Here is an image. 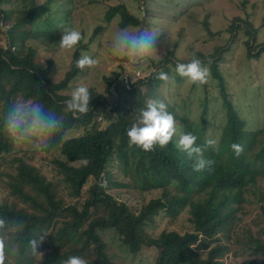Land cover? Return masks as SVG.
Wrapping results in <instances>:
<instances>
[{
	"label": "trees",
	"instance_id": "16d2710c",
	"mask_svg": "<svg viewBox=\"0 0 264 264\" xmlns=\"http://www.w3.org/2000/svg\"><path fill=\"white\" fill-rule=\"evenodd\" d=\"M3 1L0 0V3ZM21 12L16 20L9 21L6 10L0 9V19L4 20L2 26L7 25L2 30L5 31L7 45L0 44V154L10 153L15 145L4 127V118L14 102L21 99L41 103L46 111L62 119L60 131L51 139V148L45 151H58L53 162L61 180L67 185L69 196L75 202L63 204L58 198V185L48 182L23 159H17L15 172L5 173L8 177L5 182L7 198L0 202V217L10 222L9 234L15 246L14 251L7 253L6 264H64L70 256H81L87 264H115L102 238L105 231L115 232L123 245L134 254L143 246L155 247L158 253L153 264H222L220 256L229 252L231 247L221 244L213 236L232 228L228 224L236 218V212L244 201L246 187L254 185L257 177L264 174V139L261 136L264 129L247 131L243 128V122L228 98L225 81L217 64L219 59H212L210 55L199 58L204 66L209 64L211 75L217 80L225 122L217 144L219 150L208 149L204 153V157L214 161V164L210 169L196 172L193 170L195 158H189L187 153L176 147V143L182 133L196 135L197 145H202L207 139L206 99L202 102L203 109L196 121L189 118L185 109L184 113L178 114L173 106L170 107L160 89V83L164 80L157 78L161 71L171 76L165 68L168 58L151 62L154 70L131 86L129 82L125 85L128 79L121 78L120 81L124 83L121 91L116 87L118 74L108 77L107 89L111 91L110 86H115L114 92H111L114 94L111 105H108L103 94L89 89L92 98L89 111L86 114H73L66 110L65 105L71 96L62 95L61 91L68 87L79 72L76 61L81 53L78 49L73 52L71 67L63 79L51 80L52 62H49L48 67H42L40 62L26 56L25 40L42 35L51 44H57L56 40H52L55 33L58 34V29H26V25H33L36 10L24 8ZM116 14H120L121 28L141 24L140 19L128 13L123 5L109 8L105 14L106 21L109 22ZM238 20L235 17L231 23L233 35L243 27L240 23L236 24ZM249 26L245 28L252 38V41L247 39L245 43L250 46L248 54L258 56L264 50V43L258 44L261 48L256 54L251 53L257 30ZM103 28L98 25L93 34ZM14 47L17 49L13 50ZM223 48L220 46L219 50ZM176 78L180 81L182 77L177 75ZM141 85L150 86L155 97L148 92H141L138 88ZM149 97L163 101L167 110H171L179 121L173 140L163 148L157 145L154 151L129 146L127 136V130L141 118V110L146 109ZM99 105L105 110L110 109L107 114H113L105 126L96 120ZM75 128H82L83 131L68 137ZM232 144L243 146L241 155L235 154ZM112 156L116 157L122 168L133 170L136 177H147L145 183H139L142 190L162 188V196L151 199L136 212L126 202L110 194L107 187H100V183L109 178L106 167ZM107 186H110L109 182ZM167 186L173 191H168ZM202 195L206 197L198 199ZM232 202L238 206H230ZM161 211L172 215L188 211L192 230L182 234L163 230L157 238L147 236L146 225ZM261 213L264 218V205L261 206ZM44 233L48 234L38 248L43 251L42 259L38 262L37 252H33L30 241ZM232 234L235 235L233 243L242 244V250L250 254L240 264H264L262 238L253 236L249 230L242 237L237 236L236 231ZM52 237L49 242L48 239ZM212 243L214 246L202 256L197 246L201 244L206 248ZM195 244L196 247H193Z\"/></svg>",
	"mask_w": 264,
	"mask_h": 264
},
{
	"label": "rangeland",
	"instance_id": "374dc122",
	"mask_svg": "<svg viewBox=\"0 0 264 264\" xmlns=\"http://www.w3.org/2000/svg\"><path fill=\"white\" fill-rule=\"evenodd\" d=\"M117 5L125 6L128 13L141 21L137 26L128 25L125 28L134 32L148 31L158 36L157 49L151 53L148 69L141 73L140 78L133 75V81L130 76L122 75L124 72L122 58L114 55L112 50L114 35L124 29L119 25L120 14H116L109 22L105 18L106 11ZM24 8L36 10L33 25H26V29L42 30L47 27L51 30L56 27L58 29V34L55 33L52 40H56L57 44H51L47 37L42 35L27 37L25 40L26 56L40 62L42 67H48L49 62H52L51 80L60 81L64 78L71 67L73 52L77 49L81 55H90L98 60L97 65L91 69L87 67L80 69L68 87L61 91L62 95L71 96L77 86L84 85L103 94L110 106L114 100V94L111 92H114L115 86L114 84L110 86L111 91L107 89L108 77H116L118 74L116 87L121 91L124 84L120 81L121 78L128 79L131 86L137 79H144L154 70L151 62L168 58L165 68L171 76L167 81L160 83V89L168 104L170 107L173 106L178 114L184 113L185 109L189 118L196 121L203 109L202 102L206 99V138H213L219 142L225 122V110L222 107L217 80L212 77L209 64H205L209 69L206 83H192L186 77H182L180 81L176 78L179 75L176 72L178 62L188 63L194 56L199 59L210 55L212 59L214 57L219 59L217 64L225 81L228 98L242 120L243 128L247 131L264 129V50L258 56L249 55L250 46L245 44L247 39L252 41L251 33L245 29L249 25L257 30L251 53L256 54L261 48V43H264V0H4L0 3V9L6 10L9 21L16 20ZM235 17L239 18L236 24L240 23L243 27L233 35L234 31L231 32L230 26ZM3 21L0 19V44L6 46L5 31L2 30L7 25L2 26ZM60 24L82 33L83 39L77 46L72 49L60 48L59 41L62 37V29L58 27ZM98 25L103 26V30L93 34ZM220 46L224 48L219 50ZM125 85H128L127 80ZM138 88L141 92H148L150 96L155 97L150 86L141 85ZM153 97H149L147 102L155 100ZM25 102L31 103L17 99L14 104ZM97 108L99 114L96 120L105 126L113 114L109 112L107 114V110L110 109L105 110L102 105ZM1 109L0 98V112ZM169 112L171 113V110ZM104 115L106 116L103 117ZM175 120L179 123L177 119ZM82 131V128L72 129L68 137L78 135ZM261 136L264 139V131ZM57 153V150L36 151L29 144L15 142L10 153L0 154V202L7 198L5 182L8 177L5 173L15 172L19 158L32 165L48 182L58 185L56 188L58 198L63 204L75 202L68 194L67 185L57 173L53 162ZM106 172L109 176L106 182L110 185L107 186L108 192L118 200L126 202L136 212L151 199L162 196V188L142 190L139 183H145L147 177L145 175L136 177L133 170L129 168L125 170L115 156L108 162ZM86 187L87 185L84 189ZM169 187L167 186V190L172 192ZM246 188L243 193L244 201L236 212V218L228 224V227L232 228L217 232L213 236L218 238L221 244H228L231 247L229 252L220 256L222 264H240L250 257L248 251L242 250V244L233 243L234 231L237 236L242 237L249 230L253 236L264 240V218L261 213V206L264 205V174L257 177L254 185H248ZM205 197L202 195L198 199L203 200ZM230 206L236 208L238 205L232 202ZM189 216L188 211L175 215L161 211L146 225L145 234L157 238L163 230H173L181 234L190 231L192 226L188 221ZM102 238L106 241L107 252L115 264H153L158 253L153 246H143L137 253H131L113 231L103 232ZM52 239L53 237L48 241ZM212 246L214 243L206 248L201 244L197 247L204 256ZM193 247H196V244ZM36 255L37 261L40 262L43 251L38 250Z\"/></svg>",
	"mask_w": 264,
	"mask_h": 264
},
{
	"label": "clouds",
	"instance_id": "9594fccd",
	"mask_svg": "<svg viewBox=\"0 0 264 264\" xmlns=\"http://www.w3.org/2000/svg\"><path fill=\"white\" fill-rule=\"evenodd\" d=\"M62 37L59 41L61 49H72L83 39L78 30L60 24ZM158 36L148 31L134 32L128 28L118 31L112 41L113 54L122 58L124 68L123 76L140 75L148 69L151 53L156 48ZM98 60L90 55L82 54L76 61V67L83 70L96 66ZM176 72L181 77L188 78L193 83L207 82L209 69L195 56L188 63H177ZM158 79L167 81L168 75L163 71L158 73ZM128 84V81H127ZM92 101L89 88L84 85L77 86L70 99L65 101L66 110L73 114H86L89 103ZM5 131L16 143L29 144L36 151H45L51 148V139L56 136L62 127V119L55 113L48 112L39 102H25L14 104L4 118ZM177 135L176 120L167 110L163 101L150 100L146 109L141 110V118L127 130L129 146L135 145L144 151H154L159 145L167 146ZM198 137L192 133L180 134L176 147L187 153L189 158H195L193 170L201 172L211 168L214 161L204 157L205 151L212 149L218 151L217 140L208 138L202 145H197ZM231 148L237 156L243 152V146L232 144ZM100 187L106 188L107 182L102 181ZM11 224L6 218L0 217V264H6L7 253L14 251V244L10 236ZM48 233L40 235L30 241L33 252H37ZM64 264H87L81 256H70Z\"/></svg>",
	"mask_w": 264,
	"mask_h": 264
},
{
	"label": "built area",
	"instance_id": "2783aa9c",
	"mask_svg": "<svg viewBox=\"0 0 264 264\" xmlns=\"http://www.w3.org/2000/svg\"><path fill=\"white\" fill-rule=\"evenodd\" d=\"M139 78L141 77V74L140 75H137Z\"/></svg>",
	"mask_w": 264,
	"mask_h": 264
}]
</instances>
